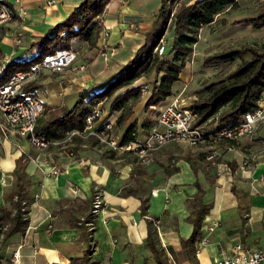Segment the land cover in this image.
Returning <instances> with one entry per match:
<instances>
[{
    "label": "crops",
    "instance_id": "0c3cea01",
    "mask_svg": "<svg viewBox=\"0 0 264 264\" xmlns=\"http://www.w3.org/2000/svg\"><path fill=\"white\" fill-rule=\"evenodd\" d=\"M82 1L20 0L18 5L10 3L14 18L1 28L0 57L9 62H27L35 57L41 50V39ZM160 7L161 0H111L99 18L103 30L96 46L91 48L81 39L73 41L72 49L78 54L76 65H84L85 70L44 71L29 83L37 86L45 107L68 109L81 96L87 99L103 89L136 57ZM18 38L20 42L16 41ZM182 73L184 71L179 81L183 79ZM262 126L232 147L219 144V163L226 169L217 174L216 160L211 172L215 179L213 185H203L200 182L201 178L205 180L203 173L196 179L182 160L175 164L179 171L169 177L165 176L162 164L153 165L151 171L147 169L151 196L146 216L140 211L138 198L120 194L124 187L132 185V180L131 169L130 174H126L128 181L122 169L114 165L117 161L103 159L85 144L76 160L64 150L63 143H67L64 140L49 150L33 146L23 136L0 134V206H5L7 198L16 190L17 159L26 157V171L31 177L29 224L25 231L15 233L7 241L3 264H14L13 253L19 248L20 264H72L71 259L82 256L91 242L96 243L93 257L100 264H156L144 243L148 221L155 218L160 220L158 232L170 264H211L213 259L227 256L237 244L249 249H264V142L259 141L264 140L259 134ZM201 147L193 151H202L198 149ZM176 155H167L168 162L170 156ZM246 160L249 167L243 165ZM54 165L61 167L57 175L52 173ZM195 180L204 189L203 200L210 205V210L203 218L195 260L190 261L181 255L179 239L188 237L191 232L187 220L188 200L196 193ZM231 186L247 195L248 212L241 216ZM98 195L104 202V211L95 217L87 239L79 228L71 225V216L88 199H92L93 207ZM213 222H217V226L208 231L207 227ZM204 238L206 243L200 244Z\"/></svg>",
    "mask_w": 264,
    "mask_h": 264
},
{
    "label": "trees",
    "instance_id": "16d2710c",
    "mask_svg": "<svg viewBox=\"0 0 264 264\" xmlns=\"http://www.w3.org/2000/svg\"><path fill=\"white\" fill-rule=\"evenodd\" d=\"M111 0H83L74 11L62 22L55 25L39 45L40 52L27 62H8L6 70L0 75V85L6 83L18 71L28 70L30 66L38 62L46 54L57 49H72L73 41L81 39L89 46L95 47L103 26L100 17ZM179 0H161V7L157 12L156 20L150 31L146 33L144 45L138 50L136 57L128 64L120 74L108 82L101 90L96 91L87 99L81 96L71 108H49L38 120L36 132L46 136L51 142H61L66 138L67 132H75L71 140L67 141L64 150L73 154L77 160V154L83 144L95 150L105 160L118 161L115 152L108 150L95 135L87 138L76 134L85 128L87 115L92 113L94 107L109 104L112 112L121 111L117 126H124L133 116V106H126L130 99H140L143 89L148 90L146 109L164 103L168 97L173 96V85L179 81V75L185 67V62L193 52V45L198 42L199 30L210 25L217 14L222 10L234 6L236 0H191L190 2H178ZM236 26L250 27L253 30L264 28V2L260 3L257 13L245 16L233 22ZM173 31L172 41L162 56H158L154 49L161 38L165 36L167 29ZM236 64L234 69L222 75L216 74V79L196 90L195 96L190 101V109L196 114L195 125L204 126L212 121L213 128L205 130L206 134H215L225 127L234 126L242 121L246 112L257 107L258 101L264 96V42L259 45L244 44L240 47L228 49L212 55L205 56L202 64L207 67L221 65L224 68ZM154 72V78L147 82H138L150 72ZM37 88L34 85H28ZM154 121H131L126 126L121 137V144L125 146L131 143H139L143 130H151ZM224 146L232 147L238 141L223 140ZM259 141L264 142L260 139ZM207 144V143H206ZM203 146V145H202ZM51 145L49 150H52ZM187 148L179 154L169 158L167 165H163L166 177L179 171L175 165L179 160L185 162L194 177L203 173L209 185L214 184L211 172L213 164L206 160L207 153L193 151ZM127 155H134V159L128 161L131 166L132 185L122 189L124 197L134 196L141 202L140 211L146 216L149 205L151 188L147 182L149 178L143 165V160L135 150L124 151ZM123 158V157H122ZM217 156V163H219ZM27 159L25 156L17 159L14 169L15 192L6 200L5 206H0V264H3L2 256L4 247L9 238L18 232L26 230L29 224L30 198L28 185L31 177L26 171ZM113 171V166L110 165ZM196 193L188 200L190 213L187 217L191 224V232L188 237L180 238L181 255L190 261L195 260V246L201 238V226L203 218L208 214L210 205L205 203L204 189L195 180ZM231 192L237 200L238 212L241 215L248 212L247 195L236 186H231ZM17 200H14V197ZM80 204L71 216V225L80 229L82 236L88 239L92 230L91 224L95 223V216L91 212L92 199ZM242 204L245 205L242 208ZM156 220V218L154 219ZM89 240H91L89 238ZM145 246L152 254L156 264H170L167 251L162 245L159 232L152 220L148 221ZM96 243L91 242L82 256L73 257L72 264H100L94 259L93 253Z\"/></svg>",
    "mask_w": 264,
    "mask_h": 264
},
{
    "label": "built area",
    "instance_id": "2783aa9c",
    "mask_svg": "<svg viewBox=\"0 0 264 264\" xmlns=\"http://www.w3.org/2000/svg\"><path fill=\"white\" fill-rule=\"evenodd\" d=\"M121 2H126V0H121ZM10 3L18 5L20 0H0V36L2 26L14 18ZM20 35L21 33H19ZM16 41L20 42V39L18 38ZM166 50L167 39L163 36L154 52L158 56H162ZM114 53L115 50L112 51V54ZM77 59L78 54L75 50L57 49L43 56L38 62L32 64L28 70L16 72L8 82L1 84L0 134L13 133L26 137L33 146L40 149H48L51 145L60 144V142L51 143L46 136L36 132V126L45 111V105L40 98L39 90L28 85L44 71L59 73L68 68L75 72L85 70L84 65H76ZM8 62V59L0 57V75L6 70ZM147 95L148 91L143 89L142 96ZM100 104L94 107L92 113L87 115L84 130L76 132V134L84 138L95 135L106 149L114 152L135 150L140 158H143L152 148L162 147L169 142L181 144L185 148H196L210 141H239L244 137L252 136L259 126L264 125V96L258 101L256 108L244 114L241 122L234 126L222 128L215 134L208 135L203 126L195 125L196 114L190 109L189 100L176 96L159 108L154 126L145 140L122 146V133L116 134L113 122L104 119ZM154 108L156 109V107ZM73 133L75 132H67L64 141L71 140ZM70 155L73 156V154ZM216 159L214 152L206 156V160L213 165L216 163ZM243 165L249 167V161L246 160ZM225 169V165L216 164L217 174H222ZM60 172V166L54 165L52 167L53 174L57 175ZM14 200H17L16 196ZM103 211L104 202L101 196L98 195L93 201L92 214L97 218ZM153 221L157 230L160 231V220ZM91 225L93 227V224ZM216 226L217 222H213L207 229L213 231ZM204 243H206L205 238L201 240L200 244ZM19 259L20 248L14 251L12 261L14 264H20ZM211 264H264V249H249L237 244L231 248L227 256L215 258Z\"/></svg>",
    "mask_w": 264,
    "mask_h": 264
},
{
    "label": "rangeland",
    "instance_id": "374dc122",
    "mask_svg": "<svg viewBox=\"0 0 264 264\" xmlns=\"http://www.w3.org/2000/svg\"><path fill=\"white\" fill-rule=\"evenodd\" d=\"M182 1L190 2L191 0H179L178 2ZM263 2L264 0H236L234 6H230L222 10L215 16L214 21L210 25L204 26L199 30L198 42L193 45V52L185 62V67L183 69L184 73H182L183 79L173 85V96L168 97L164 103L146 109L145 104L147 96H142L140 99H130L128 105L126 106H133V116L124 126L121 127L117 126V121L120 117L121 111L112 112L110 110L109 104L101 103L100 108L103 111L104 119L113 122L116 134L123 133L122 131L125 130L126 126L131 121L137 120L139 124L143 121L155 122L159 114V108L168 103L172 97L179 96L184 99H188L190 102L191 99L194 98L196 90L200 89L203 85L215 80L217 77L216 74L218 72L221 71L222 75H224L234 69L236 65L234 63L227 68H224L221 65H211L205 67L202 64L203 58L205 56L240 47L244 44H251L255 46L261 45L264 42V28L260 30H253L250 27L236 26L233 24V22L242 17L254 15L259 10L260 3ZM165 37L167 39V47H169L173 38V31L170 28L167 29ZM153 78L154 72L152 71L142 77L138 82H147ZM154 107H156V109ZM212 126V121H208L205 125L206 129H209ZM259 130V134L264 138V125ZM149 133L150 130L144 129L141 139L145 140ZM222 142L225 141H210L198 149H201L207 153V155L214 152L216 157H220L221 153L220 150H217V147H219V144ZM170 144H172V146L168 147ZM63 146L65 147L67 144L63 143ZM186 149L187 148L181 144L169 142L162 147H156L155 149L152 148L150 152L141 159L144 161L143 165L148 173V170H152L151 167L153 165H167V155L170 153L179 154L180 151H184ZM115 158L117 160L119 158L120 159L117 162H113L114 165L116 168L122 169V172L124 173L123 175H125L126 179L129 181V177L126 174H130L131 167H129L127 163L128 161H131V159H134V155H127L124 151H117L115 152ZM200 182L205 186L207 185L206 180L202 178L200 179Z\"/></svg>",
    "mask_w": 264,
    "mask_h": 264
}]
</instances>
